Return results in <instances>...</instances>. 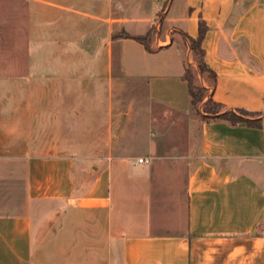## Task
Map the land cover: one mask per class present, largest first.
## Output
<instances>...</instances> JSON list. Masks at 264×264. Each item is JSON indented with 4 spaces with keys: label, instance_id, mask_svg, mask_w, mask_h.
I'll return each instance as SVG.
<instances>
[{
    "label": "crops",
    "instance_id": "obj_1",
    "mask_svg": "<svg viewBox=\"0 0 264 264\" xmlns=\"http://www.w3.org/2000/svg\"><path fill=\"white\" fill-rule=\"evenodd\" d=\"M200 21L202 88L254 125L191 104ZM72 53L106 91L81 158ZM0 264H264V0H0Z\"/></svg>",
    "mask_w": 264,
    "mask_h": 264
},
{
    "label": "rangeland",
    "instance_id": "obj_2",
    "mask_svg": "<svg viewBox=\"0 0 264 264\" xmlns=\"http://www.w3.org/2000/svg\"><path fill=\"white\" fill-rule=\"evenodd\" d=\"M188 46L193 59L197 63V70H199L198 57L192 52V45L190 42L188 43ZM74 57L75 56L72 53L71 59L68 58L63 60L61 58H56L55 61L60 64V67H62L59 69V77L63 84L65 100L64 112L67 120L66 126L71 135L70 138L65 139L64 141L66 145L76 146V148L83 146L82 148L85 149L81 154H74L76 157L81 158V155H86V153L90 156H94L95 154L97 139L85 138V136L87 135V130L91 128L96 130V128L100 126L99 120L100 118L101 120L103 119L102 112H105V107H97L92 104L97 98L104 99L106 91L105 89L104 91L98 90L99 83L101 82L97 83L98 81L96 80V77L90 76L88 69L91 65L87 60ZM65 62L66 68L63 67ZM206 76V74H203L201 77H197V81L200 85L202 77L205 78ZM205 80L212 82L211 79L205 78ZM206 102H208V99ZM206 102L197 106L200 115L206 111ZM97 116H99L98 123ZM89 123L91 124L89 125ZM81 136L83 138H81ZM99 142L102 143V139L99 140Z\"/></svg>",
    "mask_w": 264,
    "mask_h": 264
},
{
    "label": "trees",
    "instance_id": "obj_3",
    "mask_svg": "<svg viewBox=\"0 0 264 264\" xmlns=\"http://www.w3.org/2000/svg\"><path fill=\"white\" fill-rule=\"evenodd\" d=\"M200 34L197 39L189 38V42L192 45V52L195 53L198 57V64H199V70H193L191 67H187L185 74H184V80L188 84L189 88V95L191 99V104L196 108L199 104H203L208 99L207 92L202 88V86L197 81V77H201L203 74H206L207 76L205 78L211 79L212 81H215L216 75L215 73L207 66L205 62V54L204 50L202 48V41L203 37L206 32V25L203 21H200L199 25ZM154 36L153 30L149 31V33L142 37H136V39L145 45V47L148 50H151L150 48V42ZM202 77V80H205V78ZM206 111L204 114L207 115L208 118H217L226 120L231 124H237L241 122H246L248 124L254 125V122L250 119L251 116H254L255 114H252L248 111L244 110H227L225 111L224 107L221 104H218L214 102L212 99H208V102H206Z\"/></svg>",
    "mask_w": 264,
    "mask_h": 264
},
{
    "label": "built area",
    "instance_id": "obj_4",
    "mask_svg": "<svg viewBox=\"0 0 264 264\" xmlns=\"http://www.w3.org/2000/svg\"><path fill=\"white\" fill-rule=\"evenodd\" d=\"M138 161H139V163H143V162H147L148 160L140 158Z\"/></svg>",
    "mask_w": 264,
    "mask_h": 264
}]
</instances>
